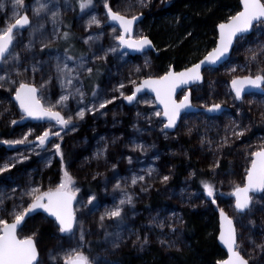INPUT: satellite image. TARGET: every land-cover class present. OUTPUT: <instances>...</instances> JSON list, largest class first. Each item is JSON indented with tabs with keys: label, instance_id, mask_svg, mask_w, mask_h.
I'll return each instance as SVG.
<instances>
[{
	"label": "rangeland",
	"instance_id": "obj_1",
	"mask_svg": "<svg viewBox=\"0 0 264 264\" xmlns=\"http://www.w3.org/2000/svg\"><path fill=\"white\" fill-rule=\"evenodd\" d=\"M162 1L146 0L147 6L141 7L139 0H92L90 6L81 9V0H25L23 6H15L14 0H0V5H3L0 7V30L14 22V13L17 12H27L32 21L31 26L20 30L21 34L14 41L16 51L20 53L19 62L10 60L8 64L0 65V76L7 77L0 80V167L6 163L14 165L0 173V201H3L0 217L12 222L13 208L27 207L31 203L32 197L27 193L33 188L47 191L57 187L64 179L65 168L75 181L74 187L80 189L76 194L78 224L73 229L75 235L60 232L56 222L43 214L28 219L20 231L21 236L35 233L40 255L38 264H64L65 253L77 245L80 225L86 240L83 250L96 264H123L120 257L125 251L133 248L142 251L153 242L173 248L181 240L182 209L206 208L211 203L217 204L220 210L223 209L234 219L239 250L248 262L264 264V249L258 247L264 245V193L253 197L250 209L237 212L232 195L237 185H244L246 168L240 175L236 173L233 176L220 168V161L225 158L226 152L230 151L233 156H245L250 166L249 153L264 146V133L250 142H244L253 122L264 123V96L249 95L242 103H237L230 84L227 87L221 85L223 75L229 76L225 78L232 81L237 76L264 71V58L253 61L249 52V49L255 50L264 45V28L255 26L253 34L239 39L235 47L237 51L223 65L225 69L220 72L207 70L205 82L191 88L192 103L196 107L207 109L214 103L226 106V101L231 112L215 117L203 113L184 115L178 129L172 133L164 127L163 112L154 97L149 94L139 96L131 104L125 99L144 79L162 76L170 66L162 71L155 62L153 51L125 54L122 46L114 53L107 51L118 45L114 35L122 31L110 25L105 3L114 11L131 16L145 15L154 5H161ZM41 3L47 5V9L39 15L34 14L33 9ZM52 12H58L55 22ZM93 16L101 21L100 25H89ZM37 24L42 25L38 30L34 27ZM113 27L116 28L115 34ZM64 33H69L67 39ZM141 35L146 36L143 21L136 26L133 38ZM90 36L91 40L88 39ZM29 42L31 48L26 47ZM105 55L106 59L98 58ZM58 59L62 64L67 63L69 68H77L83 61L84 67L77 68L79 77L73 79L70 88L62 87L58 78ZM33 65L37 69L35 72L32 71ZM85 68H92V73L89 74ZM45 81L50 82L45 84ZM131 81H136V84ZM20 82L34 84L40 92L41 103L46 107L53 105L66 118L72 116L68 127L52 122L28 121L14 102ZM120 84L124 85L122 89ZM76 88L84 93L82 99L75 92ZM69 92L72 94L68 100L60 103L61 95H68ZM185 93L179 95L178 100ZM222 97L223 102H219ZM104 99L112 102L99 108V102ZM93 104L97 105L95 112L91 110ZM81 109L85 110L82 119L76 115ZM156 112L161 115L156 116ZM12 120L16 123L13 124ZM237 125L248 127L239 138L232 135V129ZM49 129L59 131L60 136L50 135L48 142L40 146L36 137ZM25 136L27 140L22 144L3 142L20 140ZM185 137L192 139L197 152L205 158L206 167L213 171L218 190L212 197L193 187V169L188 170V176L180 186L172 184L175 153L178 149L183 150L181 139ZM225 137L227 143L224 142ZM57 143L60 144L63 159L54 147ZM167 143L172 145L166 147L164 144ZM136 145H143V150ZM185 154L188 159L186 151ZM141 176L144 179H137L133 185L132 178ZM163 176L169 179L164 181ZM117 183L120 188L115 187ZM89 184L97 188L93 193L87 191ZM125 192L131 195L133 203H127ZM92 195L96 199L89 204L87 201ZM154 195L166 199L169 205L146 211L143 206ZM122 199L125 203L121 205ZM117 206L123 209L121 218L105 217L103 222L100 221L106 210ZM47 227L50 233L44 230ZM115 233L120 236L119 247L112 245ZM97 240L100 243L93 250L92 244Z\"/></svg>",
	"mask_w": 264,
	"mask_h": 264
},
{
	"label": "snow or ice",
	"instance_id": "obj_2",
	"mask_svg": "<svg viewBox=\"0 0 264 264\" xmlns=\"http://www.w3.org/2000/svg\"><path fill=\"white\" fill-rule=\"evenodd\" d=\"M25 0H14L15 6H23ZM242 8L237 11L234 15H231L226 22H222L218 25L219 27V45L214 48L211 52L205 56L204 60L199 63L193 64L189 68H185L183 71L176 72L171 67L162 76L159 77H149L143 80L142 84L136 86L135 92L131 95L125 96L129 102H132L136 93L140 92L142 89H150L155 93V99L163 105L162 115L167 118V123L164 125L165 128H174L177 121L180 118L181 111L191 107V100L189 95H185L183 101L177 102L174 98L176 88L182 84H188L190 82L200 81L203 79L201 74V65L207 62L208 64H215L221 60V58L226 57V55L231 50L234 41H236L239 36L240 39L244 38V34L248 33L254 28V26H259L264 28V0H240ZM92 4V0H81L80 8L84 9ZM141 7L147 6L146 0H139ZM3 7V5H0ZM107 8V15L112 21L119 24L122 29L121 34H115L116 28H112V32L115 34L114 39L118 41L116 47H110L108 52H116L117 48L123 46L129 49L144 51L145 47H153L152 41L147 36H139L138 38H133L131 33L133 31V25L139 19L140 14H133L128 16L121 11H114L113 8L105 3ZM47 9V5L41 3L38 7L34 8V14L39 15L42 11ZM58 15V12H52L51 16L53 21ZM14 22H10L0 30V64H8L10 60L19 62L20 53L16 51V37L21 34L20 30L24 29L26 26H31L32 21L27 14L14 13ZM100 25L101 21L93 16L89 20V25ZM37 30L42 25L37 24L34 26ZM190 34V33H189ZM69 33H64V38L67 39ZM89 40L92 39L90 36ZM31 42L26 46L31 48ZM250 59L255 61L258 58H264V45L260 46L258 49H249ZM126 54V53H125ZM99 59H106V55L98 57ZM68 59H74L68 57ZM84 67L83 61L77 65V68ZM77 68H69L67 63H61L59 59L56 64V71L58 73V78L60 79L61 85L64 88H70L73 83V79H78L79 73ZM36 66L33 65L32 71L35 72ZM234 70V69H233ZM89 74L92 73V68H85ZM139 71V69H137ZM17 74H19V68H17ZM75 74V75H74ZM7 79L6 76H0V80ZM50 81H45V84ZM15 83V81H13ZM134 85L136 81H131ZM2 86V85H0ZM124 87L120 84V88ZM231 87L235 93V99L243 100L244 93L247 88L261 89L264 91V71H261L255 75L249 74L244 76H237L232 79ZM37 87L32 83L20 82L19 87L15 91V99L19 102L20 108L27 117L34 119H50L55 120L57 124L64 127L72 121V116H67V118L61 114L60 111L55 110V106H45L41 103L39 97L37 96ZM75 92L79 94L81 99L84 93L80 88H76ZM61 95L60 103L67 101L69 95ZM96 93L93 92V96ZM121 95H124L121 92ZM112 99H115L113 97ZM109 99H104L99 102L98 107L104 108L106 104L111 103ZM97 108L96 104L92 105V111L95 112ZM221 109L220 104H212L209 111H219ZM81 119L85 115V110L81 109L76 113ZM156 116H160V112L155 113ZM264 115V113H262ZM13 124L16 123L15 120L11 121ZM237 128L239 129L237 131ZM74 130V126H73ZM248 127H240L237 125L232 129V135L239 138L245 134ZM60 136V132H52L50 129L43 132L42 135H38L36 139L39 141L40 146L45 145L48 142L49 136ZM27 140V136L20 140H5L6 144H22ZM224 142L227 143L228 139L225 137ZM57 152H60L61 159H63V153L60 151V144H54ZM137 148L143 150V145H136ZM250 166L246 169V183L243 187L237 185L235 187L236 196V209L243 211L245 209H250L252 203V196L249 193L260 192L264 193V146H261L258 150L251 151L249 153ZM27 159V157H23ZM131 162V157L128 158ZM14 167L13 164H4L0 167V173H3ZM115 167V165H113ZM137 179L143 180L144 177H133L132 184H136ZM162 179L167 181L168 176H163ZM75 181L68 170H64V179L55 188H49L47 191H40L39 188H33L28 195L32 197L31 203L27 207L16 206L13 208L11 215L13 217L12 222L9 223L7 219L0 217V264H37V259L39 256L37 250V242L34 239L35 233L32 235H19L18 229L21 231L22 225L25 222V217L36 211L37 209H43L48 212L51 216L56 218L59 223V231L71 235H75L73 229L77 226V216L76 210L73 207V203L76 200V194L80 191L78 187H74ZM116 188H120V184L115 185ZM204 187L207 190L208 196L212 197L215 194V188L212 184L204 182ZM125 197L127 203H133L131 195L125 192ZM95 195H92L87 203H92L95 200ZM3 201H0L2 204ZM125 200L122 199L120 204H124ZM19 207L20 210H16ZM123 209L121 207H114L110 210H106L103 215L100 216V221L103 222L105 217L108 218H121ZM221 217V230L219 234V240L227 248V258L219 260L217 264H249L248 259H245L244 255L241 254L239 248L240 245L237 240V229L233 223V220L224 213L223 209L220 211ZM103 226V224L101 225ZM175 230V229H173ZM113 235V234H109ZM115 239L112 241L113 247H119V233H115ZM146 243V241H145ZM86 245L85 232L83 226L80 225L78 242L75 247L70 248L64 255V264H96L95 260L87 254L83 249ZM264 249V245H259Z\"/></svg>",
	"mask_w": 264,
	"mask_h": 264
},
{
	"label": "trees",
	"instance_id": "obj_3",
	"mask_svg": "<svg viewBox=\"0 0 264 264\" xmlns=\"http://www.w3.org/2000/svg\"><path fill=\"white\" fill-rule=\"evenodd\" d=\"M240 10V0H163L161 5H154L145 14L143 23H145L146 36L156 47V52H153L155 62L162 71L169 66L176 71L189 68L216 46L218 25L226 22L231 15ZM236 51L235 48L233 55ZM224 67L214 70L220 72L225 69ZM225 77L221 85L227 87L231 79ZM223 100L224 97L220 98L219 102ZM224 103L229 107L226 101ZM261 133H264V123L253 122L252 130L244 137V142L252 141ZM181 140L184 147L183 150L178 149L175 153L172 184L180 186L187 178L188 170L193 169L192 184L195 189L208 195L204 187V182H207L217 191L218 186L213 171L206 167L207 162L197 152L195 143L189 137ZM164 145L168 147L170 144ZM185 151L188 153V159L185 157L187 155ZM224 156L225 158L220 161V168L226 174L240 175L243 169L249 167L247 163L249 159L246 160L245 156H233L230 151ZM96 189L94 185H87V191L91 193ZM164 205H169V202L154 195L143 207L146 211H150ZM220 211V207L214 203L206 208L184 207L181 211V240L176 242L175 247L166 248L153 242L142 251L138 248L125 251L120 260L123 264H217L226 257L218 241ZM44 230L50 233L49 227ZM41 233L43 236V231ZM99 243L100 240L93 242V250Z\"/></svg>",
	"mask_w": 264,
	"mask_h": 264
},
{
	"label": "water",
	"instance_id": "obj_4",
	"mask_svg": "<svg viewBox=\"0 0 264 264\" xmlns=\"http://www.w3.org/2000/svg\"><path fill=\"white\" fill-rule=\"evenodd\" d=\"M240 6H241V8H242V5H241V2H240ZM144 18H145V15L144 14H142V15H139V19L135 22V24L133 25V31H132V33H131V36L133 37V35H134V32H135V28H136V26L137 25H139L143 20H144ZM109 22H110V25H115V26H117L121 31H122V29L120 28V26H119V24L117 23V22H115V21H112L111 19H110V17H109ZM254 28H255V26H254ZM254 28L252 29V30H250L248 33H246V34H244V37H246V36H250L252 33H253V30H254ZM217 36H218V38H217V43H216V46L214 47V48H216L218 45H219V27H217ZM148 37V36H147ZM149 38V37H148ZM150 39V38H149ZM239 39H240V37L238 36L237 37V39H236V41H234V43H233V46H232V48H231V50L229 51V53L226 55V57H224V58H221V60L220 61H218L217 63H215V64H208L207 62H205L204 64H202L201 65V74H202V76H203V79L202 80H200V81H195V82H190V83H188V84H182V85H179L177 88H176V91H175V95H174V98H175V100L179 103V102H181V101H183V99H184V97L181 99V100H178V97H179V95H181L183 92H185L186 91V93H185V95H189V99L191 100V107H189V108H187V109H184V110H182L181 111V114H180V118H179V120L177 121V123H176V126L174 127V128H166V130L167 131H169V132H175L177 129H178V127H179V125L181 124V121H182V118H183V116L184 115H188V114H199V113H203V114H206V115H208V116H211V117H215V116H220V115H222L223 113H225V112H229L230 111V108L229 107H227V106H224V105H221V109L219 110V111H209V108H207V109H201V108H199V107H196L193 103H192V92H191V88H193V87H195V86H197V85H202L203 83H204V80H205V72L207 71V70H209V69H218V68H220L221 66H223L224 64H226L229 60H230V58H231V56H232V54H233V51H234V49H235V47H236V44H237V42L239 41ZM151 40V39H150ZM152 41V40H151ZM152 44L154 45L153 47H145V49H144V51H137V50H133V49H129V48H126V47H123L122 46V52H130L132 55H137V54H143V53H145V52H149V51H153V52H156V47H155V44L153 43V41H152ZM213 48V49H214ZM212 49V50H213ZM211 50V51H212ZM210 51V52H211ZM208 54V53H207ZM207 54L205 55V56H207ZM205 56L201 59V60H199L198 62H196V63H199L200 61H202V60H204V58H205ZM195 63V64H196ZM1 65V64H0ZM191 67V66H190ZM175 70V69H174ZM176 71V70H175ZM181 71H183V70H181ZM176 72H180V71H176ZM232 82V81H231ZM231 82H230V89H231V91H232V94H233V96H234V98H235V93H234V91H233V89H232V87H231ZM143 83V81L141 82V84ZM136 89V88H135ZM134 92H135V90H134ZM146 94H149L150 96H152V97H154L155 98V93L153 92V91H151L150 89H142L140 92H137L136 93V97H135V99L132 101V102H129L127 99H126V102L128 103V104H131V103H133L139 96H143V95H146ZM255 94H257V95H261V96H264V91H262L261 89H255V88H247L246 90H245V93H244V98L245 97H247V96H249V95H255ZM39 95H40V92H39V90L37 91V96L39 97ZM244 98H243V100H244ZM243 100H238V99H235V101L237 102V103H242L243 102ZM155 101H156V103H157V106H158V108L159 109H161L162 110V112H163V105H161L160 103H159V101L158 100H156L155 99ZM14 102L18 105V107H19V109L21 110V112H22V114L24 115V116H26L24 113H23V110L20 108V106H19V102L15 99V96H14ZM26 118H27V120L28 121H31V120H33L35 123H47V122H52V123H54V124H56V121L55 120H50V119H47V118H45V119H34V118H31V117H27L26 116ZM162 119L167 123V118L166 117H164L163 115H162ZM246 183V177H245V182H244V184ZM244 186V185H243ZM242 186V187H243ZM251 196H252V198L253 197H255V196H259V195H261L262 193H260V192H252V193H249ZM232 197L235 199V205H236V196H235V192H234V194L232 195ZM75 204H76V200L74 201V203H73V207H74V209H75ZM237 210V212H239V213H243V212H245L247 209H245V210H243V211H240V210H238V209H236ZM225 213V212H224ZM37 214H43V215H45V216H47L48 218H50L51 220H53V221H55L56 222V224L58 225V227H59V223H58V221H56V218L55 217H53V216H51L48 212H46L45 210H43V209H37L36 211H34V212H31V213H29L26 217H25V222H24V224L21 226L22 227V229H23V227H24V225H25V223H26V221L28 220V219H30V218H32V217H34L35 215H37ZM227 214V213H226ZM227 216L228 217H230L232 220H233V223H234V225H235V227H236V224H235V221H234V219L231 217V216H229L228 214H227ZM11 223V222H10ZM218 223H219V234H220V230H221V217H220V215H219V218H218ZM236 229H237V227H236ZM20 229H18V234L20 233ZM237 240H238V238H237ZM218 241H219V244H220V246H221V248L223 249V251L225 252V254H226V257H225V259L227 258V248H226V246L225 245H223V243L219 240V236H218ZM37 250H38V248H37ZM38 253H39V251H38ZM40 256V255H39ZM39 256H38V259H37V264H38V261H39ZM246 259V258H245Z\"/></svg>",
	"mask_w": 264,
	"mask_h": 264
}]
</instances>
